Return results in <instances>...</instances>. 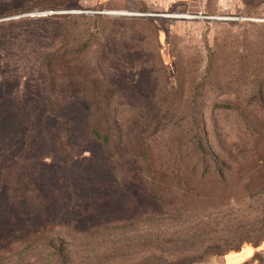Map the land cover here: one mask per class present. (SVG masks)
Wrapping results in <instances>:
<instances>
[{
    "label": "rangeland",
    "instance_id": "374dc122",
    "mask_svg": "<svg viewBox=\"0 0 264 264\" xmlns=\"http://www.w3.org/2000/svg\"><path fill=\"white\" fill-rule=\"evenodd\" d=\"M139 1L0 0V264H264V0Z\"/></svg>",
    "mask_w": 264,
    "mask_h": 264
},
{
    "label": "crops",
    "instance_id": "0c3cea01",
    "mask_svg": "<svg viewBox=\"0 0 264 264\" xmlns=\"http://www.w3.org/2000/svg\"><path fill=\"white\" fill-rule=\"evenodd\" d=\"M150 0H141V1H139V3H142V4H144V5H148V2H149ZM151 1H153V0H151ZM158 1H160V2H162V3H166V0H158ZM171 1V3H175V2H177V3H182V2H186V1H189V0H170Z\"/></svg>",
    "mask_w": 264,
    "mask_h": 264
},
{
    "label": "trees",
    "instance_id": "16d2710c",
    "mask_svg": "<svg viewBox=\"0 0 264 264\" xmlns=\"http://www.w3.org/2000/svg\"><path fill=\"white\" fill-rule=\"evenodd\" d=\"M90 131L96 136V137H99L101 140H103V142L106 140V135L105 134H101L97 131V129L91 127L90 128Z\"/></svg>",
    "mask_w": 264,
    "mask_h": 264
},
{
    "label": "bare ground",
    "instance_id": "6f19581e",
    "mask_svg": "<svg viewBox=\"0 0 264 264\" xmlns=\"http://www.w3.org/2000/svg\"><path fill=\"white\" fill-rule=\"evenodd\" d=\"M109 12H127V11L109 10ZM173 16H179V15L178 14H175Z\"/></svg>",
    "mask_w": 264,
    "mask_h": 264
},
{
    "label": "water",
    "instance_id": "95a60500",
    "mask_svg": "<svg viewBox=\"0 0 264 264\" xmlns=\"http://www.w3.org/2000/svg\"><path fill=\"white\" fill-rule=\"evenodd\" d=\"M39 12H41V13H43V12H52V10H42V11H39Z\"/></svg>",
    "mask_w": 264,
    "mask_h": 264
}]
</instances>
